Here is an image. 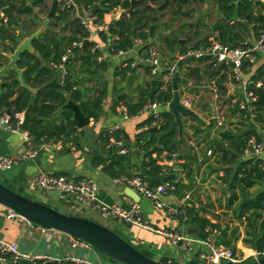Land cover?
Masks as SVG:
<instances>
[{
  "label": "trees",
  "instance_id": "16d2710c",
  "mask_svg": "<svg viewBox=\"0 0 264 264\" xmlns=\"http://www.w3.org/2000/svg\"><path fill=\"white\" fill-rule=\"evenodd\" d=\"M213 1L216 19L212 30L222 44L246 48L249 43L258 39L260 31L264 28V0ZM65 3L64 0L59 1L56 15L50 24V28L57 34H44L34 40L32 46L36 54L24 52L17 61V66L23 70L25 83L37 89L35 101L30 108L26 133L32 141L39 144L54 137L64 143L80 147L78 137L74 135L75 121L72 119V111L61 109L67 102L66 94L74 103L82 101L80 108L84 115L92 119L98 117L101 102L107 94L103 72L106 71L108 62L98 61L101 51L96 45H108L109 53L113 55L119 51L131 50L138 42L141 45L139 55L148 58L152 49H155L167 64L176 61V57H169L170 53L179 56L200 48L205 50L209 46L205 21L199 19L194 23L193 14L189 12L194 13L195 10L192 7L190 10L186 8L187 5L192 4L191 0H136L133 10L129 13L124 10L130 7V0H81L82 9L91 24L99 27L95 38L82 52L80 44L89 37L90 32L81 23L76 8ZM0 5L3 7V17L0 16L1 64L7 61L5 54L12 53L17 45L14 38L2 41L6 34L5 29H11L19 37H26L38 24L35 20L24 21L23 16L32 17L34 14L31 8H25L26 2L0 0ZM95 7L97 9L91 14V10ZM117 9H121L119 15L114 17L110 24H105L104 16ZM48 10V3L38 5L37 12L41 15H45ZM235 10H237V20L230 22L229 18ZM166 15H169V18L165 20ZM3 18L6 21H3ZM30 24L33 28L29 27ZM158 44H161L166 52L159 49ZM67 52L70 55L65 62H62V56ZM42 61L48 64L43 65ZM50 63L56 67L63 66V78L55 77V69L50 67ZM252 65V62L245 60L239 67L240 73L246 74ZM65 67H73V70H66ZM87 67L95 68L96 72L85 71ZM146 70L150 72L151 68L147 66ZM126 71L127 69H120L116 74L125 75ZM176 71H181L185 79L194 85L199 86L203 83L211 85L215 89L216 101L222 105L220 107L223 111L212 117L211 100L200 99L199 108L208 110L209 122L201 126L189 119L191 124L188 129L192 131L191 135H187V131L184 130L187 120L184 118L183 133L179 136L174 118L166 110L139 122L136 127L140 131L135 137L134 144L143 151L144 159L147 161L146 176L155 180L152 185L160 181L171 182L174 185L171 192L179 199L188 196L189 201L182 203L184 214L178 218L194 228L197 236L205 238L208 229H216L217 232L213 235L216 245L231 248L236 253L235 244L241 238L243 245L253 249L256 257L260 258L264 255V163L258 158L241 159V156L251 139L259 142L262 139L261 134L264 137V63L255 69L250 78L251 82L246 86V92L254 97V101L251 102L254 113L252 121L248 119L246 109L240 108L244 98L228 95L226 82L229 80L234 84L240 82L235 77L230 64L216 63L210 55L198 58L188 56L177 66ZM167 73L163 70L159 76L150 81V86L153 88L150 96L149 86L141 91L136 101H127V96L120 94L113 101V107L122 105L124 109L122 114L133 116L139 114L148 103H168L172 98L173 75L166 80ZM18 86L19 82L15 79V75L6 77L4 93L0 94V116L9 112L8 124L11 128L19 127L16 115L24 113L30 103L31 92L24 88L17 94ZM186 88L189 86L185 82L179 83L181 95ZM189 92L194 98L199 90L189 89ZM220 117H223V121L219 125ZM45 120L51 122L46 125ZM258 128L262 131L261 134ZM111 137L122 141L123 147L130 150L127 137L122 136L119 128L114 131L105 128L99 136L100 152L94 150L90 154L91 165L104 167L105 172L114 179L133 175L134 173L128 168L127 154L119 153L118 147L111 142ZM186 138L190 150H194V147H199L200 144L203 145L199 152H194L195 160L206 164L208 173L214 175L222 185L228 186V192H222V195L225 197V211L230 213L231 218H228L229 214L217 213L210 201L202 202L195 196V188L177 181V174L186 169L184 165L176 163L183 159L182 144L185 143ZM189 140H193V145L189 144ZM208 150L212 151L211 156L207 155ZM164 153H177L178 156L172 164L167 163L171 160L170 156H165V162L161 163L159 159ZM11 183L14 186L4 185L21 194L23 190L18 185L21 182L15 180ZM25 197L32 199L30 195ZM5 258L12 259L10 255ZM254 260V257H247L237 264H249ZM159 261L170 263L166 259ZM6 262L19 264L13 260ZM45 264L84 263L66 260L49 261Z\"/></svg>",
  "mask_w": 264,
  "mask_h": 264
},
{
  "label": "crops",
  "instance_id": "0c3cea01",
  "mask_svg": "<svg viewBox=\"0 0 264 264\" xmlns=\"http://www.w3.org/2000/svg\"><path fill=\"white\" fill-rule=\"evenodd\" d=\"M32 1L33 0H28L26 4L30 6ZM191 1V7H196L195 3H201L200 0ZM207 2L209 3V1L206 0V3ZM46 3H48L50 6L51 0H46ZM209 5V7H212L211 4ZM31 9L34 11V13L38 11V8ZM120 10L121 9H117L113 13L106 14L103 19L104 23L110 24L112 19L119 15ZM207 14H210V12H203V16L205 18H207ZM29 18L30 17H27L26 15L23 16L24 21L26 19L29 21ZM85 18H88L86 14ZM214 22L215 20L210 22V27L205 22L208 35L213 32L212 25L214 24ZM194 23H196V21ZM29 27L33 28V25L30 24ZM34 28L36 30L38 28V25ZM208 30L210 31L208 32ZM140 47L141 45L138 43L135 44L131 50L125 52L123 55L108 57V67L106 71L103 72V78L107 84V94L101 102V111L96 119L89 118V123L82 128H78L75 123L74 135L78 137L80 144L79 148L71 145L70 143H64L62 140L54 137L39 144L32 141L29 137L27 139L26 130H22L19 127L8 128L0 126V152L2 154L10 155L15 152H22L29 147H38L39 149L38 155L35 159L16 162L10 170L6 171L8 172L7 177L10 179V181H20L21 183L18 184L19 188H21V190H24L30 196L39 198L42 197L46 202L52 205H60L64 209L70 210L71 214H79L81 216H83L82 214H87L88 216H90V218H85L94 221L99 219L101 221L109 223V220L112 219L103 218L96 211H93L88 208H83V210L81 211H76L74 206L68 204H59L58 198L47 196L46 191L38 190L35 187V177L40 172H47L51 174H65L74 178L87 177L91 178L96 183L98 188V198L104 203L128 206L130 203L135 202L130 196H128V193L126 192V185L117 183L114 178H112L105 172L104 167H93L91 165L90 154L94 150L99 151V136L103 129L113 127L119 128L122 136L127 137V144L130 147L129 153L127 154L128 168L134 174L140 173L143 176L147 177V161L144 159L143 151L138 149L135 146L134 142L136 135L140 131V129H137L136 125L142 120L146 119L148 116H150L151 112L144 111L136 119H125L122 114L123 106L116 105L115 107H113L112 105L113 101L120 94L126 95L127 101H136L139 98V95L142 90H145L149 86V95V93L153 89L150 86V81L159 76V74L153 75L151 71L148 72L146 70V67L148 65L143 61L144 57L139 55L138 53ZM99 48L105 54H107L109 51V46L106 44L99 45ZM169 57H171L170 54ZM124 59L136 60L138 63L137 67L130 71L129 74H116V72L119 71L117 68L119 67L120 62ZM42 63L43 65L48 64L46 61H42ZM262 63H264V57L258 55L255 61L252 62L253 65L251 68H249V71L246 74L240 73L241 79L239 84H234L230 80L227 81L226 86L228 88V95H235L236 97L245 98L246 86L251 82V75L254 73L255 69ZM50 67L55 69V77L62 78L64 70L54 66V64L51 63ZM178 73L181 77L185 78L181 71ZM2 82L4 83V80ZM186 84L189 86V88H186L185 90L190 95L191 93L189 92V89L199 90L198 95L193 98V110L197 114H199V116H201L206 122H209L208 110L199 108L198 102L200 101V99L204 98L207 100H211L210 108L212 117H214V111L216 115L217 113L223 111V108H221L222 105L216 101L215 89H213L211 85L203 83L202 85L197 86L191 82H188ZM3 89L4 84L0 89V94L4 93ZM195 104L197 105L195 106ZM164 110L167 111L166 108L164 109L161 107L159 112ZM5 115H8L7 112L5 113ZM184 118L185 117H183V119ZM186 119L187 120L185 123L184 130L187 131V135H191L192 131L188 129V126L191 124V121L189 120V118ZM50 122L51 121L49 120L48 123ZM48 123H46V125ZM251 126H253V124H251ZM258 131L261 134L262 131L259 128ZM261 136L263 138L262 134ZM186 140L187 138L185 139V143L182 144L184 150L183 159H180L176 162L184 165L186 169L184 171L179 170L180 172L177 174L176 177L177 179L179 177H183L184 181L181 183L195 188L194 194L202 202L209 201L212 199V194H214V191H216L213 186L215 185V183L220 181L216 180L214 175L208 173L206 164H201L202 161L199 162L195 160L194 152H199L198 150L200 149V147H203V145L200 144L199 147H194V150H190L187 147ZM188 142L190 145H193V140H189ZM246 157L248 156L242 155L241 159ZM160 159L159 161L161 163L165 162V159ZM167 163L172 164V162ZM148 179L149 181H151V183L155 181L151 178ZM189 182H193L194 185H189ZM164 201L167 205L177 207L181 203H187L189 199L188 196L184 199H179L174 193L170 192L164 197ZM145 216L148 221L152 222L157 227L173 231H179L185 235H188V237H190L191 239H200V237L197 236L196 232L188 233L187 231H185L186 226V228H192L189 224H185L181 221V219L166 214L161 210L159 211L153 209V214ZM114 222L117 223L116 221ZM126 228L131 231V233H133V235L136 237V240H138L140 243H148L150 244L151 248L158 250V253L154 256V258L157 260L166 259L167 262L170 263L175 262L176 264H187L193 261L196 254L202 250V245L197 241L172 244L164 236H161L155 232L147 231L136 226ZM0 237L11 242H15L19 246V249L23 252L29 254L47 255L51 258V260H40L37 262L38 264H45L49 261L59 262L66 260L74 262V258L81 259L82 263L84 264H102L99 260H97L98 262L90 260L88 257V253L83 252H89L91 250V246L79 247L80 249H76L78 247L71 246L69 236L66 234L52 231L49 229L45 230L35 224L26 225L15 220H10L6 217L5 208L1 205ZM235 245L236 254L238 255H243L244 257H252L256 255V252L253 249L243 245L241 238L236 242ZM6 260L12 259L5 258L4 256L0 258V264H7ZM17 263L20 264V261H18ZM28 264L33 263L28 262Z\"/></svg>",
  "mask_w": 264,
  "mask_h": 264
},
{
  "label": "built area",
  "instance_id": "2783aa9c",
  "mask_svg": "<svg viewBox=\"0 0 264 264\" xmlns=\"http://www.w3.org/2000/svg\"><path fill=\"white\" fill-rule=\"evenodd\" d=\"M17 1L27 2L28 0ZM64 1L73 5L72 0ZM2 8L3 7L0 5V16L3 17ZM3 21H6V19L3 18ZM81 23L90 32L87 39L93 40L94 32L96 31L97 27H92L89 18H81ZM208 39L209 46L207 49L203 50L200 48L189 51L187 54L176 56V61L172 64H167L155 49H152L150 56L148 58H144L143 61L148 66H150L153 75H158L161 73V71L166 70L168 75L165 79L168 80L176 71L178 63L185 61L188 56L198 58L203 55H210L216 63L230 64L233 67L235 77L240 80L241 74L239 67L245 60L253 62L258 55L264 57V28L260 31L258 39L249 43L246 48L231 47L229 44H222L216 38V34L214 32L209 35ZM73 44L75 45V43ZM136 44H138V42H136ZM96 48L100 50L98 45H96ZM124 53L125 52L123 51H119L118 53L112 55L109 53V51L107 54L101 51V55L97 59L98 61L107 60L108 57H115L118 55H123ZM69 55V52L65 53L62 56V62H65ZM129 60L130 59H124L121 61L118 67L119 70L127 69L126 72L129 74L132 69L137 67L138 63L136 60H132L131 62H129ZM58 68L64 70L62 65L58 66ZM161 88L164 89V87ZM180 101L184 106L193 110L194 99L185 89L183 90L182 95L180 94ZM252 101H254V97H252L251 93L246 92L244 100L240 103V108L246 109L248 113L247 117L251 121L254 118L253 105L251 104ZM167 104L168 103L163 102L148 103L144 106V109L139 114L133 116H127L123 114V117L125 119H136L144 111H150L151 115L156 116L161 107L167 109ZM16 117L18 119L17 124H22L23 114H18ZM222 121L223 117H220L218 119V124L220 125ZM0 126L11 128L8 124V115L0 116ZM116 129V127H113L110 128V131H114ZM26 137L28 139V136ZM110 140L118 147L119 153H129V150L123 147L122 141H117L113 137H111ZM38 150V147H29L22 152H15L10 155H5L0 152V171L10 170L16 162L35 159L38 155ZM207 155L211 156L212 151L208 150ZM243 155L248 156L246 158L261 159L264 163V137L259 142H257L255 139H251L248 143V147L244 150ZM165 156H170L171 160L168 162L173 163L176 160L178 154L164 153L161 156V159L164 160ZM115 180L119 184L130 187L138 195H140V197L146 198L155 210H161L166 214L175 216L177 218L178 216L184 214L182 203L177 207H172L167 205L164 201V197L174 189V185L169 181H160L159 183L152 185L151 181H149L147 177L140 173H135L129 177H123L121 179ZM34 185L38 190L41 191H59L72 195L74 198L73 206L75 207L76 211H81L83 208L91 209L96 211L101 217L112 219L119 224H129L131 226L140 227L147 231L155 232L161 236H164L172 244L197 241L202 245V250L196 254L194 260L192 261L193 264H237L247 258L243 255L236 254L231 248L224 247L222 245H216L213 240V235H215L217 232L216 229H208V234L205 238L191 239L188 237V235H185L179 231L160 228L148 221L137 202H132L128 206L104 203L98 198L97 185L91 178H74L65 174L40 172L34 179ZM5 210L6 217L8 219L15 220L26 225L33 224L26 218L14 213L11 210ZM43 229L46 230V228ZM69 240L72 247L89 246L87 243L70 236ZM7 255H10L14 262L25 259L33 264H38L37 262L40 260H51V258L47 255L29 254L23 252L19 249V246L15 242H11L0 237V258ZM252 257L255 259L257 258L256 255ZM73 260L76 263H82V260L79 258H74Z\"/></svg>",
  "mask_w": 264,
  "mask_h": 264
},
{
  "label": "water",
  "instance_id": "95a60500",
  "mask_svg": "<svg viewBox=\"0 0 264 264\" xmlns=\"http://www.w3.org/2000/svg\"><path fill=\"white\" fill-rule=\"evenodd\" d=\"M136 0H130V7L124 12L129 13L134 8V3ZM46 2V0H33L30 6H25V8H38L39 4ZM58 0H51V5L49 10L45 15L39 14L37 11L30 17V20L37 21L38 28L32 32L29 36L19 37L11 29H5V36L2 41H6L8 38H14L17 45L12 53L5 54L7 58L6 62L0 64V89L4 84L2 81L9 76L15 75V79L19 82V86L16 88V92L20 93L22 89H28L31 92L30 103L23 113V123L19 125L22 130H27L30 108L35 101V96L37 89L28 86L23 79V70L17 66V61L22 53L31 52L36 54L32 43L34 40L38 39L44 34H57L50 28V24L56 15V8L58 6ZM73 5L76 7L78 17L85 18V12L82 9L81 0H72ZM97 9L95 7L91 14ZM237 19V10L229 18L230 21ZM244 24L246 22L243 21ZM89 40L84 39L82 42V52L85 51L86 47L89 45ZM159 49L163 52L166 50L161 44H159ZM171 57H176V53H170ZM181 62L178 63L180 65ZM65 69L72 70L73 67H65ZM85 71L90 72V68H85ZM188 81L181 77L177 71L173 73L171 78V89L172 98L167 104V112L172 115L174 121L178 128L179 136L183 133V117L189 118L201 126H205L207 122L199 116L194 110L184 106L180 101V91L179 83ZM153 92V89L149 95ZM65 98L67 102L62 106L63 109H70L72 111V119L75 121L78 128H82L89 123V117L84 115L81 111L80 105L82 103H74L70 100L69 96L66 94ZM212 106V104H211ZM9 115V112L7 111ZM213 116H216L215 111ZM49 120H45V124ZM178 182H183L184 178L179 177ZM189 185L193 186V182H189ZM213 188L219 190L220 192H228L227 185L216 186ZM128 196H130L133 201L137 202L142 212L145 215L153 214V208L151 203L146 199L140 197L134 190L127 187ZM47 196L56 197L59 199V204L74 205V198L72 195L65 192L59 191H48ZM0 205L5 209H9L14 213L26 218L31 223L46 228L52 231L60 232L66 234L70 237L76 238L87 243L89 246L93 247L98 251L103 257L116 264H170L163 263L157 259L150 258L140 252L134 245L122 238L119 234L108 228L107 226L95 222L94 220L87 219L83 216H78L74 214L64 213L55 208L49 206L48 204L36 201L34 199L25 197L17 192L11 190L4 184L0 183ZM126 227L130 228L131 225L127 224ZM187 227V226H186ZM185 231L188 233H194L196 230L194 228H186ZM20 264H28L27 260H21ZM187 264H193L189 262ZM249 264H264V255L260 258H256L253 262Z\"/></svg>",
  "mask_w": 264,
  "mask_h": 264
},
{
  "label": "rangeland",
  "instance_id": "374dc122",
  "mask_svg": "<svg viewBox=\"0 0 264 264\" xmlns=\"http://www.w3.org/2000/svg\"><path fill=\"white\" fill-rule=\"evenodd\" d=\"M210 1V0H209ZM192 5V4H191ZM191 5H187L186 8L187 10H190L191 8ZM196 7H192L195 12L191 14H193L192 16V20L195 22H197V20H205L206 24L210 27V22L214 21L216 19V15H215V12L214 10L212 9V7H209L210 5L208 4V2L205 4V3H195ZM204 10V11H203ZM209 11L210 14H207V18H205L203 16V12H207ZM164 18L168 19L169 18V15H166ZM183 19V18H182ZM197 19V20H196ZM207 19V21H206ZM204 22V23H205ZM209 29V28H208ZM210 30H208L209 32ZM8 176V172L6 171H0V182H3L4 184L6 185H10L12 184L10 181V179L7 177ZM14 186V184H12ZM216 186H221V182H217L215 183ZM12 187V186H11ZM216 191H214V194L212 199L209 200L213 206H214V210L217 212V213H220V214H229L228 215V218H231V215L230 213H227L225 211V197L224 195H222V192H220L219 190L215 189ZM22 195H28L24 190L20 192ZM32 199L36 200V201H39V202H42V203H45V204H48L49 206L55 208L56 210H59L61 212H64V213H70V210H67V209H64L63 207H61L60 205H55V204H50L48 202H46L44 200V198L42 197H34V196H31ZM223 212H226V213H223ZM84 217H89L87 214H82ZM95 222H98L100 224H103L105 226H107L108 228H110L111 230L115 231L116 233H118L122 238H124L125 240H127L128 242H130L132 245H134L135 247H137L138 249H140L141 251H143L144 253H146L147 255H149L151 258L155 259L154 256L158 253V250L156 249H153L151 248L150 244L148 243H140L138 240H136V237L133 235V233H131V231H129L126 227H125V224H117L115 223L114 221L112 220H109V223L108 222H104V221H101V220H95ZM91 250L89 252H85L83 251L84 253H88V257L90 260H93L94 262H98L97 260H99L102 264H116L110 260H108L107 258L103 257L98 251H96L93 247H90ZM76 249H80L79 247L76 248Z\"/></svg>",
  "mask_w": 264,
  "mask_h": 264
},
{
  "label": "flooded vegetation",
  "instance_id": "af4514ba",
  "mask_svg": "<svg viewBox=\"0 0 264 264\" xmlns=\"http://www.w3.org/2000/svg\"><path fill=\"white\" fill-rule=\"evenodd\" d=\"M207 1H209V0H207ZM200 2H201V3H206V0H204V1H203V0H200ZM65 4H66L67 6H70V5L73 6V5L70 4V3H65ZM208 4H211V6H212V8H213V10H214V8H215V7H213L214 4H215L214 1H213V0H210ZM74 7H75V6H74ZM75 8H76V7H75ZM92 10H93V9H92ZM92 10H91V11H92ZM76 11H77V10H76ZM77 15H78V14H77ZM236 20H237V19H236ZM234 21H235V20H234ZM230 22H233V21H230ZM91 25H92V24H91ZM92 27L94 28L95 25H92ZM96 27H97V29H96V31H97V30L99 29V27H98V26H96ZM96 31H95V35H96V33H97ZM67 35H69V33H68ZM95 35H94L93 39L95 38ZM90 41H91V40H89V42H90ZM81 46H82V44H81ZM98 46H99V45H98ZM158 46H159V44H158ZM158 46H157V47H158ZM81 48H82V47H81ZM158 48H159V47H158ZM91 71L96 72V69H95V68H91Z\"/></svg>",
  "mask_w": 264,
  "mask_h": 264
}]
</instances>
